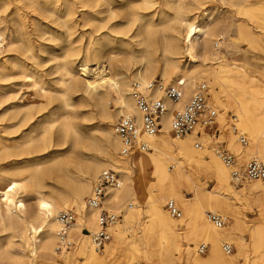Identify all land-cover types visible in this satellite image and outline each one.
<instances>
[{
	"label": "rangeland",
	"instance_id": "1",
	"mask_svg": "<svg viewBox=\"0 0 264 264\" xmlns=\"http://www.w3.org/2000/svg\"><path fill=\"white\" fill-rule=\"evenodd\" d=\"M6 2V6L0 10V31H3L4 40L0 57L6 53L13 61L7 64V76L0 79V188L13 179L25 183L28 190L32 186L40 189L43 196L48 197V194L58 196L60 182L49 168L56 163L62 165V168L66 166L73 171L94 158L104 159L107 166L101 167L91 177L90 188L94 178L103 168H116L121 178L115 162L105 156L102 150L108 146L113 158L118 159V150L112 146L113 136L107 133L109 128L107 124L109 123L113 128L119 116H113L107 120L100 114L95 101L98 95H101L100 92L106 88L101 87L95 92H86L80 83L83 76L78 66L83 57H87L90 73H92V68H96V71L98 69L103 70L104 73L108 71L112 75L119 73L125 75L127 80H131L132 74L141 67L138 58L139 51L144 46L139 44L143 38L141 27L149 17L143 19L139 17L141 0H113L111 4H107L105 0H99L98 6L91 2V7L76 8L73 14H66L64 10L48 4L45 0H6ZM158 2L162 5V12L165 14L158 9L155 18L157 19L161 13L160 16L167 20L164 18L165 15L172 12L165 4L167 0H158ZM184 2L191 8L185 18L190 17L191 19L195 16L198 22L216 23L215 33L209 46L218 51L221 61L215 64L205 62L203 68H207L205 71L207 81L200 78L195 80L194 86L200 81L207 82L209 100L218 116L215 125L200 131L199 136L196 135V130L190 135L179 138L189 141L195 152L194 155L192 154L194 157H190L189 165H186L187 173L182 171L187 182L181 180L176 193L182 202L194 201L203 207L201 215L204 219L205 212L208 211L207 199L210 196L216 198L218 202L211 200L215 208L211 211L226 216L227 222L223 229L227 235L224 236L223 233L220 237L232 248L231 252L226 254L221 246V253L225 256H233L236 264L259 263L258 261L264 260V188L256 190L246 188L248 184L257 180L233 185L226 170L225 177L228 186L225 188L219 185L209 168L208 159H216L223 167L213 153V148L217 147L232 152L239 166H243L252 159L243 154V150L248 149L249 146V150L258 147L260 157L264 156V149L260 144L264 133L260 139L257 138L259 141L253 142L244 132L248 138L247 145L242 146L238 142L237 134L232 131L231 120L232 115L236 117L235 113L238 109L227 101V96L231 94L232 99L234 92L242 91L244 94L260 97L264 106V0H184ZM109 7L113 15L108 10ZM260 20L262 22H259ZM183 23L184 20L178 22L179 34L177 36L180 43L184 32ZM168 31L165 33L167 34ZM165 33L158 29L157 36L160 37ZM220 35L223 37L217 39ZM200 36L196 34L195 44L201 42L202 35ZM217 40L218 45L215 44ZM11 42H13L12 48L8 50ZM161 45H158L160 49ZM93 47L99 49V59L96 65L93 64L95 61L92 55L88 54ZM157 52L161 50L158 49ZM178 63L181 69L192 65L183 50L178 55ZM219 65L224 70H231L229 74L226 72L221 87L213 82L209 74ZM235 70H240L245 74H240V78L245 81L242 84L243 88L239 91L235 90L236 84L232 79ZM154 76V79L160 80L164 85H172L176 82L175 77L168 81L163 80L158 72ZM70 77L78 83L73 88L69 87L72 84H68ZM107 91L106 106L111 111L115 107L113 99L116 94L112 87H107ZM213 94L216 95L215 100L212 98ZM42 95H44L42 98L44 107L36 112V106L32 105V102ZM63 98L68 100V104L62 103ZM3 110H6V113L1 115ZM38 121L41 123L39 124ZM67 125L71 130L64 135L63 128ZM44 127L48 128L47 136L44 140L38 141L37 145H30L29 148L16 151L12 148L13 145L24 142V137L28 134L35 139H40ZM237 128L240 130L239 127ZM197 138L204 142V149L195 148L194 143ZM144 153H153V149L150 147ZM165 159L168 174L176 175L178 170L181 171L171 158ZM37 161L43 162L40 170V177H42L40 180L43 186L36 184L35 179L27 172L21 174L16 172V169L20 168H33V164ZM132 178L137 185L136 195L132 199L126 198L121 202L119 207L121 209L118 211L122 213L118 223H123L122 218L125 211L128 214L133 213L138 204L140 205V216L125 219L124 226L127 230L123 233L120 244L117 243L115 237V227L111 228V240L102 251L97 253L105 256V249L110 245H115L118 247L115 248L114 256L107 259L105 264H172L174 257L177 256V253L171 254L174 241L168 242L163 237L161 230L154 223L155 216L150 214L147 208L148 197L157 194L159 183L150 170H147L145 174L134 171ZM194 181L198 182V187H193L192 182ZM258 181L264 185V179ZM33 200L32 196H26L28 204H32ZM166 201L163 207L168 213L165 206ZM223 201L226 202L227 207L221 206ZM128 202H132L133 205L129 206ZM177 207L179 209L178 205ZM70 210L74 212L75 209L71 207ZM181 217H183L181 212L179 217L171 216L177 224L174 237L178 244L192 246L194 238L188 235V227L183 222H178ZM145 229L148 230L149 235L143 239L140 233ZM86 230L83 229V233L87 234ZM219 231L221 230H216L217 233ZM14 234L11 242L12 258L4 264H26L29 261V247L26 239L19 231H15ZM205 243L208 244V242ZM72 247H75L74 243ZM72 247L68 251L73 249ZM208 248L209 244L204 253L198 254L199 257L204 258L208 253ZM157 249L159 250L158 255L155 256L153 254ZM62 261L59 259L57 263H78L75 259H69L65 263Z\"/></svg>",
	"mask_w": 264,
	"mask_h": 264
},
{
	"label": "bare ground",
	"instance_id": "2",
	"mask_svg": "<svg viewBox=\"0 0 264 264\" xmlns=\"http://www.w3.org/2000/svg\"><path fill=\"white\" fill-rule=\"evenodd\" d=\"M45 1L48 4H53L54 6H57V8L64 10L66 14H73L74 10L79 7H91V2L94 3L95 6L99 5V0ZM105 1L107 4H111L113 0ZM141 2L142 6L140 7L139 17L142 19L148 16L149 17L148 19H146L142 27L140 26L142 29L141 33L143 34V38L141 39V41H139V44L144 45L142 50H140L138 54L141 67L140 69L136 70L134 74H132L131 80H139L140 82L145 83L147 81L153 80L155 78L154 75L156 72H158L160 74V77L165 81H168L171 78L175 77L174 81L181 80V82L183 83V97L176 103H173L168 99H164L167 111H165L160 116L161 125L158 132L148 139L149 146L153 149V153L134 152L127 158H121L118 155V159H115L113 158L112 152L108 146L102 148L103 154L111 158L115 162V166L121 174V184H123V186L121 185L120 189L113 191L106 198L104 204L109 209H114L117 211L120 210L121 208L119 207L121 206V202L124 199H132L133 196L136 195L137 185L132 178L133 172L135 171L145 174L147 170H150V172L154 175L156 181L159 183V188L156 195L148 197L147 208L150 214L155 216L154 223L159 227V230H161L160 232L162 233L163 237L166 238L168 242L170 240L174 241V245H172L173 252L171 254L174 255L175 253H177V256L174 257V261L172 264H236V259L233 256H225L220 251L221 244L224 242L222 241L220 234L224 233V236L227 235V233L223 229L224 227L218 229L221 231L217 233V229L212 227L208 223L206 218L204 219L202 217L201 211L203 212V207H201L197 202L194 201L182 202L180 196L176 193V190L180 185V181H186L184 175L182 174V171L187 173L188 167L186 165H189L191 160L190 157H194L193 153L195 151L190 145L189 141L173 137L170 131L171 112L187 101V97H189L191 92L193 91L196 78L207 81L205 73L207 68H203L205 66V62L208 61L210 62V64H215L221 61V59H219L220 55L218 51L216 49L210 48L209 46V43L215 33L216 23L211 24L206 21L198 22L195 16L191 17V19L190 17L185 18L186 15H188L191 11V8L190 5L185 4L184 0H167V2H165L168 8L172 11L170 14L165 15L164 18H167V20H164L160 16L161 13H165L162 12V5L158 4L160 3L158 2V0H141ZM5 3H7L6 0H0V10L3 9V6H6ZM158 9H160L161 13L156 19L155 15ZM108 10H110L111 15H113V12L111 11L112 9L110 7L108 8ZM256 18L259 19L258 17ZM135 20L136 19L134 18V21ZM183 20L184 32L182 34V42L180 43L177 36V34H179L178 22ZM259 22L262 21L260 20ZM158 29H161L164 33L165 31H169L167 34L165 33L158 37ZM196 34H199V36L202 35V40L198 44L194 43ZM0 37L3 38L2 30L0 31ZM222 37L223 36L220 35L217 39H220ZM218 43L219 42L217 40L215 44L218 45ZM12 44L13 42L10 43L8 50H11ZM159 44L161 45V49L158 46ZM158 49L161 50V52L158 53ZM181 50L186 53L192 63L189 68L187 67L186 69H181L179 66L178 55L181 53ZM98 52L99 49L93 47L91 52L88 53L92 55V58L95 61V63L93 64L95 65L97 64L99 59ZM158 56L160 58H158ZM86 59L87 57H83V60H81V63L78 66V70H80V74L83 76L80 83L82 84L85 91L95 92L98 88H106L105 90L100 92L101 95H98L99 97H97L98 99L95 101V105L98 108L100 114L107 120L117 115L120 116L133 114L138 116V111L135 108L134 102L128 94L129 83L131 80H127L125 75L119 73L112 75L108 71L105 73L103 72V70L99 69L98 71H96V68H92V73H90L88 68V61ZM12 61L13 60L11 56L6 55V53L4 55H1L0 79L7 76V64ZM230 71L231 70L229 69L224 70L223 67L219 65L215 69L211 70L209 74L212 77L213 82L217 86L221 87L222 81L226 76V72L229 74ZM240 74L245 75L240 70L233 71L232 79L233 83L236 84V91H239V89L243 88L242 84L245 81V79L240 78ZM88 75L91 77L88 78ZM86 76L88 77L86 78ZM69 79L70 81L68 84H72L71 86H69L70 88H73L74 86H76V84H78L76 83V80L72 79V77H70ZM107 87H112L116 94L115 99H113L115 107L111 111L108 110L106 106V102L108 99ZM160 94L161 92L156 89L151 90L150 92L151 96L158 97L160 96ZM230 95L227 96V101H229L230 104L235 105V107L238 109V111H236L235 113L236 120L238 121L236 123V127L240 128V132L247 133L249 135V138H251L253 142L259 141L257 140V138L260 139L262 133H264V106L262 105V99L257 95L255 96L253 94H244L242 93V91H239L238 93L234 92L232 99ZM43 96L44 95L40 96L38 100H34L32 102V105L36 106V112H39L41 108L44 107L42 103ZM212 98L213 100H215L216 95L213 94ZM62 103L66 105L68 104V100L66 98H63ZM14 109H16V107ZM5 113L6 110H3L1 112V115H4ZM40 123L41 122H39V124ZM107 125L109 126L107 133L113 136L112 146L114 147V149L118 150L119 140L114 134L113 128L110 127V124L108 123ZM70 130L71 128L68 125L65 126L63 128V134L66 135ZM47 131L48 128L44 127L42 130V137L40 139H35L28 134L24 137V142L13 145L12 148H14L16 151L19 149L27 148L30 145H37L38 141L44 140V138L47 136ZM260 144L262 146V141ZM247 148L248 149L243 150V154L245 156L248 155L252 158L260 157V150L258 147H254L251 150H249L250 146ZM168 157L171 158L174 161V164L178 165V167L181 169V171H177L176 175H170L167 173V169L165 167V158ZM42 165V161H37L33 164V168H20L16 169V172L18 174L27 172L35 179L36 184H40L41 186H43L40 180V178L42 179V177H40V170ZM208 165L213 172L217 183L226 188L228 184L226 182L225 176L226 172L228 174V170L224 166L223 168L216 159H208ZM106 166L107 163L105 162V160L98 158L91 159L87 163L80 166L79 169L73 171L68 167L66 168V166L62 168V165L60 166L59 164L54 163L49 169L55 174L56 178L60 182V190L58 196H55L53 194H48V197L43 196L40 189H35L32 186L28 190V186L25 183L13 179L9 180L5 186L1 187L0 263H7L12 258L13 253L11 242L12 238L15 236V231L21 232V234L26 239L27 246L29 247V261L26 264H58L57 260L59 259H62V262L64 263L69 259H75L78 262L77 264H105V261L107 259H111L114 256L115 248H117L118 246H108L107 249H105V256H100L98 253L93 251L88 234L83 233V229L91 231L95 227V212L86 210V208L84 207L83 196L90 190L91 177L95 173H97L101 167ZM192 183L193 187H198V182L194 181ZM187 185L189 186L188 183ZM246 188L249 190H256L258 188H264V185L257 180L248 184ZM246 188L244 189L246 190ZM27 195L33 197L34 200L32 204L27 203ZM166 199H172L176 201L177 205L179 206L180 212L183 213V217H181L178 222H183V224L188 227V235L194 238V245H180L176 242L174 236L177 232V224L176 221L173 220L171 216L166 212V210H164L163 204ZM211 200H213V202H218L216 198H212L210 196L209 199H207L208 211L215 209L211 204ZM128 204L133 205L132 202H128ZM218 204H220V202ZM221 206L227 207L226 202H221ZM71 207H74L75 209V222H73L69 229V236L73 241L75 247H72L73 249H71L70 251L67 250L66 252L57 254L54 251V242L56 239V231L58 228L55 217L60 210L68 208L70 209ZM125 212L126 213L122 218L123 223H117L114 226L116 230L115 237L117 238L118 244H120L121 242L123 233L125 232V230H127V228L124 226L125 219L133 216H140V205L138 204L135 211L131 214H128L127 211ZM148 235L149 232L146 229L142 230L140 233V237H142L143 239L147 238ZM205 242H208L209 244L208 253L204 258H201L197 253V247L199 244ZM158 251V249L155 250L153 255L157 256ZM258 262L259 263L254 264H264V260Z\"/></svg>",
	"mask_w": 264,
	"mask_h": 264
},
{
	"label": "built area",
	"instance_id": "3",
	"mask_svg": "<svg viewBox=\"0 0 264 264\" xmlns=\"http://www.w3.org/2000/svg\"><path fill=\"white\" fill-rule=\"evenodd\" d=\"M4 46V40L0 37V54ZM161 92L160 96H151V90ZM209 86L207 82L197 83L191 92L188 100L171 112V134L175 138H182L191 134L197 129L200 130L213 127L217 119V111L212 106L208 96ZM129 96L134 102L138 111L137 115H120L113 124L114 134L119 140L118 155L127 158L134 152H145L150 149L148 139L154 136L160 128V116L167 111L164 99L176 103L183 97V83L177 80L175 84L164 85L160 80L154 79L145 83L139 80H131L129 83ZM232 131L237 134L238 142L245 146L248 138L244 132H240L235 126L236 117L231 116ZM195 148L204 149L205 144L199 138L195 139ZM264 149V138L262 139ZM213 153L228 170L230 182L233 185H241L248 181L264 179V156L252 158L243 166H239L236 156L225 148H213ZM121 180L115 169L103 168L94 178L90 191L84 197V207L88 211L95 212V227L86 233L93 251L100 252L111 240V228L121 218L120 211L105 207L106 198L115 190L121 188ZM129 206L131 204H128ZM166 209L173 217L180 216V210L172 199L166 201ZM208 223L221 229L225 226L226 216L215 211L205 212ZM58 228L56 231V242L54 251L58 254L69 250L73 241L69 236V229L75 220L73 210H60L55 217ZM207 243H201L197 247V253L202 254L207 249ZM223 251L231 252V245L228 242L221 244Z\"/></svg>",
	"mask_w": 264,
	"mask_h": 264
}]
</instances>
